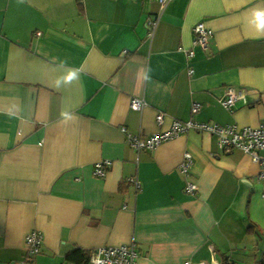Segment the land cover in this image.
Segmentation results:
<instances>
[{
  "label": "crops",
  "instance_id": "obj_1",
  "mask_svg": "<svg viewBox=\"0 0 264 264\" xmlns=\"http://www.w3.org/2000/svg\"><path fill=\"white\" fill-rule=\"evenodd\" d=\"M200 22L214 33L207 50ZM230 89L246 98L232 111ZM174 120L261 125L264 0H0V264H70L73 249L121 245H135L138 264H264L251 155L194 130L152 152L126 144L122 128L149 136ZM33 231L43 243L27 259Z\"/></svg>",
  "mask_w": 264,
  "mask_h": 264
},
{
  "label": "built area",
  "instance_id": "obj_2",
  "mask_svg": "<svg viewBox=\"0 0 264 264\" xmlns=\"http://www.w3.org/2000/svg\"><path fill=\"white\" fill-rule=\"evenodd\" d=\"M143 2H156L163 8L166 7L173 0H141ZM149 28V36L154 33L156 22L149 20L147 23ZM195 44L202 49L207 50L214 33L209 29L205 23L200 22L194 27ZM194 57V51L188 53V58ZM193 70L190 69V74ZM245 94L243 91H236L230 89L228 96L222 101L223 106L228 110H233L234 104L238 100H245ZM146 106L144 99H134L131 103V108L135 111L141 112ZM200 111V105L195 104L192 112L194 114ZM164 115L159 114L157 116V122L159 125L163 124ZM194 130L198 132H206L214 135L218 139V145L220 148L231 151L241 150L251 155L254 163L260 167L259 180L264 183V121L259 127H244L238 129L236 126L231 125H219L209 122L198 121H179L174 120L171 127L165 131L156 132L149 136H144L140 133H132L127 128H122V131L126 134V144L136 152L141 151H155L165 142L178 139L183 134ZM110 160H102L95 164L94 176L100 179L106 177L108 171L111 168ZM194 165V157L191 153L186 152L184 154L183 161L179 166L181 173L187 178L190 177L192 167ZM198 187L193 182L186 184V192L194 194ZM264 199V193H263ZM43 235L39 231H33L26 238L27 245V259L36 257L42 247ZM139 253L135 245H121L116 247H100L91 251L90 264H138ZM185 264H219V262H186Z\"/></svg>",
  "mask_w": 264,
  "mask_h": 264
},
{
  "label": "trees",
  "instance_id": "obj_3",
  "mask_svg": "<svg viewBox=\"0 0 264 264\" xmlns=\"http://www.w3.org/2000/svg\"><path fill=\"white\" fill-rule=\"evenodd\" d=\"M91 251H83L79 248L73 249L66 255V261L70 264H90ZM223 264H229L228 258H224ZM262 264V263H256Z\"/></svg>",
  "mask_w": 264,
  "mask_h": 264
}]
</instances>
